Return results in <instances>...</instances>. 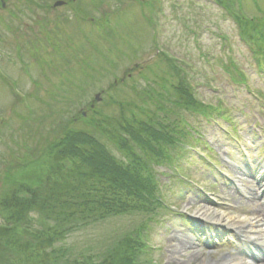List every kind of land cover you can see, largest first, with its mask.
I'll list each match as a JSON object with an SVG mask.
<instances>
[{
  "label": "rangeland",
  "instance_id": "obj_1",
  "mask_svg": "<svg viewBox=\"0 0 264 264\" xmlns=\"http://www.w3.org/2000/svg\"><path fill=\"white\" fill-rule=\"evenodd\" d=\"M2 1L0 160L9 159L7 145H12L11 137H17L23 125L14 111L34 118L48 112L45 101L53 109L66 107L61 97L67 89H76L70 81L61 85L70 71L74 84L84 80L86 62L105 66L107 71L102 70L104 76L91 84L94 87L76 105L78 108L70 109L68 115L72 117L99 89H107L115 78H127L130 71L133 79L146 85L138 78L139 72L148 66L159 70L157 60L164 52L186 71L199 98L220 104L223 111L209 119L185 113V121L197 128L201 143L195 142L190 152L179 154L177 162L186 168L183 175L174 168H158L159 173H166L160 177L167 207L157 216L160 222L151 223V258L158 264H216L245 254L242 247L246 241L241 237L247 232L228 229L216 220L221 216L264 219V71L240 36L235 19L213 0H149L145 5L103 0L102 9L94 12L96 18L104 11L117 13L110 18L109 27L100 30L90 22H78L72 4L42 11L30 9L21 0H5L8 7L3 9ZM55 1L49 0L51 4ZM242 1L247 16L264 15V0ZM55 21H61L58 29ZM46 30H56L51 32L55 43L44 33ZM28 36L31 41H45L31 48L33 56L24 52L30 47L25 41ZM231 64L245 75V83L236 81ZM131 91L125 86L120 92L103 93L98 109L112 114L115 109L106 105L108 97L124 100ZM4 170L0 165L2 177ZM2 181L0 178V193ZM206 212L207 219L201 216ZM139 221L135 215L113 217L73 233L56 247L70 248L74 254L93 251L101 255L109 243ZM260 249L264 253V247ZM253 264L264 262L259 259Z\"/></svg>",
  "mask_w": 264,
  "mask_h": 264
},
{
  "label": "trees",
  "instance_id": "obj_2",
  "mask_svg": "<svg viewBox=\"0 0 264 264\" xmlns=\"http://www.w3.org/2000/svg\"><path fill=\"white\" fill-rule=\"evenodd\" d=\"M21 1L30 9H52L49 0ZM213 1L235 19L240 36L264 71V15L244 14L242 0ZM102 2L78 0L73 7L78 22H90L95 29L108 28L117 11H104L96 18L94 12L102 9ZM11 16H16L14 11ZM59 22L55 21L56 29ZM51 32L44 33L55 43ZM36 39H25L32 56L31 48L45 42ZM175 60L162 53L159 70L150 67L151 75H138L146 85L139 84L138 79H127L99 89L103 93L120 92L125 86L132 90L129 99L108 97L105 104L115 109L112 114L98 109L101 103L92 98L72 117L68 115L91 92V84L107 72L105 66L99 68L86 61L83 81L74 84L71 71L61 81L62 86L70 81L76 87L74 91L67 89L61 97L66 107L53 109L45 101L48 112L34 118L14 111L23 125L17 137H11L12 145H7L9 159L0 160L5 168L3 177L0 175V264H158L151 258V223L160 222L157 216L167 207L160 177L164 173L158 168H174L183 175L186 168L177 162L179 154L190 152L195 142L200 143L197 128L185 121V113L209 119L215 113L221 116L223 111L220 104L199 98L188 74ZM232 65L236 81L245 83V75ZM30 121L40 125L35 127ZM124 215H135L140 221L111 240L101 255L93 251L74 254L70 248L56 247L77 231Z\"/></svg>",
  "mask_w": 264,
  "mask_h": 264
},
{
  "label": "bare ground",
  "instance_id": "obj_3",
  "mask_svg": "<svg viewBox=\"0 0 264 264\" xmlns=\"http://www.w3.org/2000/svg\"><path fill=\"white\" fill-rule=\"evenodd\" d=\"M208 212L205 214L202 213L201 216L208 218ZM219 222L224 223V227H227L228 229H234L236 231H244L247 232L245 238L247 240L252 241L250 243L251 245L258 247L259 245H264V219H255V218H245V219H239V218H233L228 217L225 218V216L219 217V219H216ZM251 258L242 259V257H231L227 258L224 261L218 262L216 264H251L253 261H251ZM254 263V262H253Z\"/></svg>",
  "mask_w": 264,
  "mask_h": 264
},
{
  "label": "water",
  "instance_id": "obj_4",
  "mask_svg": "<svg viewBox=\"0 0 264 264\" xmlns=\"http://www.w3.org/2000/svg\"><path fill=\"white\" fill-rule=\"evenodd\" d=\"M62 4V2H57L56 4H55V6H58V5H61ZM97 100H99L100 99V96L99 95H97Z\"/></svg>",
  "mask_w": 264,
  "mask_h": 264
},
{
  "label": "flooded vegetation",
  "instance_id": "obj_5",
  "mask_svg": "<svg viewBox=\"0 0 264 264\" xmlns=\"http://www.w3.org/2000/svg\"><path fill=\"white\" fill-rule=\"evenodd\" d=\"M3 7L5 8V7H6V5H3Z\"/></svg>",
  "mask_w": 264,
  "mask_h": 264
}]
</instances>
